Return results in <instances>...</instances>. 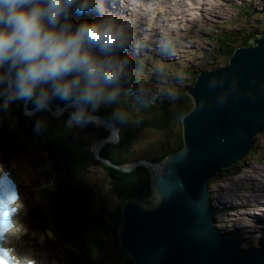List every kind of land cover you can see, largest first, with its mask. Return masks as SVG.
I'll list each match as a JSON object with an SVG mask.
<instances>
[{
    "label": "water",
    "instance_id": "95a60500",
    "mask_svg": "<svg viewBox=\"0 0 264 264\" xmlns=\"http://www.w3.org/2000/svg\"><path fill=\"white\" fill-rule=\"evenodd\" d=\"M213 78L218 86L209 88ZM186 94L192 108L181 120L183 147L160 163L115 166L99 153L118 142L113 125L97 114L81 122H99L110 132L93 148L97 160L121 172L141 166L152 173L156 203H121L119 244L134 264H264L261 249L244 248L243 240L216 227L209 191L210 181L246 158L264 134V33L236 48L225 66L201 71Z\"/></svg>",
    "mask_w": 264,
    "mask_h": 264
},
{
    "label": "rangeland",
    "instance_id": "374dc122",
    "mask_svg": "<svg viewBox=\"0 0 264 264\" xmlns=\"http://www.w3.org/2000/svg\"><path fill=\"white\" fill-rule=\"evenodd\" d=\"M158 1L162 6L161 12L152 17V14H148V12L153 5L156 4L158 7L157 0H147L146 2L138 0L142 11L136 7L138 4H133L136 0H122V4L134 10L131 12L133 18L126 19L131 38L127 47L123 49V57L137 59L139 61L138 78L149 82L158 93L164 94L162 96L171 95L178 86H183V88L188 86L190 81L188 71L192 69L202 71L226 65V62L218 56L217 59L214 57L217 50L215 37L220 33L239 37L254 31H257L258 34L264 33V0H202L204 4L196 10L195 14L187 11L180 12V8L187 10L185 4H189L190 0ZM97 2L102 4L104 14H112L115 17V14L107 7L106 1L97 0ZM200 10L202 13L198 12ZM88 11L98 20L103 18L96 7H91ZM188 13L190 15L186 16L185 14ZM163 19L164 21L161 22ZM170 30H174V32L170 33ZM159 32L163 34V38ZM166 33L173 36L167 39L165 38ZM138 92L146 93L150 92V89L140 83ZM107 105L101 104L100 106ZM67 108L65 107L61 111L60 117L57 119L71 113L73 108ZM67 124L76 130L78 136L86 144L91 145L90 150L93 151V146L97 141L93 135L84 133V125L73 122L70 118ZM95 126L99 127L96 124ZM140 133L139 138L132 143V148L136 150V156L141 159L158 156L157 144L165 139V133L149 129L141 130ZM10 150L0 147V168L9 166L16 161L19 164L27 165L31 174L36 173L35 177L38 180L37 185L33 184L20 189L22 197L26 196L24 206L28 213L25 215V221L27 220L35 227L32 234L37 235L38 238L35 235L33 237L42 241V246L47 248V251L52 255L51 258L57 264H76L67 251L68 229L63 222H58L57 208L49 200L50 195L57 192L60 177L49 170L47 156L36 150L35 147L31 146L28 149L20 147L17 151L12 152ZM12 153L15 156H12ZM245 177L260 180V183L255 182V188L252 187L253 183H249L250 178H248V182L242 180L244 187L251 186L252 190H255L254 192L251 190H246L247 193L244 192L243 186L239 184L238 181ZM17 180L19 182V178ZM79 180L91 187L94 193L92 210L104 208L105 211L110 212L118 207V201L111 192L110 179L103 170L88 166L87 170L80 174ZM259 184L264 185V134L255 138L253 149L246 158L226 172L218 174L209 183L216 227L224 233L243 240L244 248L261 249L264 247V225H262V222L264 224V207L263 205H260L261 208L249 207L256 204V200L264 202V199L254 197ZM249 195L253 196L255 201L251 198L248 202L246 197ZM262 197L264 198V193H262ZM155 203L156 198L153 197L150 207ZM241 203L249 205L247 208L246 206L244 208L235 207ZM64 211H66L65 208L62 213L66 215ZM67 214L70 216L72 212L67 210ZM238 214L243 215L241 217ZM82 215V211H78L76 214L78 219ZM50 222L56 226L57 230L53 229L52 232L49 229L48 231L43 230L42 226L46 225L48 228ZM251 232L253 233L251 234ZM261 250L263 251V249ZM90 260L89 264H108L99 257L90 258Z\"/></svg>",
    "mask_w": 264,
    "mask_h": 264
},
{
    "label": "trees",
    "instance_id": "16d2710c",
    "mask_svg": "<svg viewBox=\"0 0 264 264\" xmlns=\"http://www.w3.org/2000/svg\"><path fill=\"white\" fill-rule=\"evenodd\" d=\"M70 20L75 26L83 21L97 20L88 11L78 13L73 8ZM257 31L246 33L241 37L220 33L215 37V59L217 56L228 62L234 50L240 46H249L252 39L257 36ZM99 55V53H96ZM120 58L122 51L115 53ZM127 69L130 78L121 80L123 92L114 103L99 106L91 115L98 114L105 118L117 129L118 142L105 144L100 149V156L115 166L129 165L137 161L136 150L132 148L141 134V130L149 129L165 133V139L157 144L159 155L148 158L153 163L163 161L167 156L179 152L182 147L181 120L192 108V103L186 91L193 85L201 70L188 71L190 81L188 86H178L171 95L160 94L147 81L138 78L139 61L128 57ZM4 70L0 68V73ZM144 84L150 92L143 93L147 104H141L138 92L139 84ZM4 86H0V91ZM5 96L0 95V147L17 151L20 147L28 149L31 146L43 152L49 161V170L57 174L60 179L54 194L50 195V202L56 207L58 222L68 229L66 238L70 258L76 264H89L90 258L99 257L108 264H134L132 259L121 248L118 240L119 226L121 223L120 205L127 200H134L144 207H150L153 202L151 189V171L138 166L131 172H121L97 160L91 145L78 136L76 130L68 126L67 121L73 113L57 119L50 111H56L70 101L52 98L48 106L50 110L37 111L32 101H28L26 109L33 112L27 116L24 113L25 100H13L7 108L3 107ZM36 110V111H35ZM127 114V120L121 121L115 117L117 111ZM40 121L41 127L37 131L36 125ZM97 123V122H95ZM84 133L93 135L95 141L111 137L110 133L101 127L88 123L83 129ZM255 143V139H254ZM156 144V143H155ZM17 148V149H16ZM12 156H15L12 153ZM91 166L103 170L110 179L111 192L118 201L114 211L107 212L104 208L92 210L94 193L88 185L79 180L80 174ZM224 170L222 172H226ZM64 207L66 215L62 213ZM67 210L72 214L68 216ZM78 211L83 215L80 219L76 216ZM56 218V217H55ZM76 219V222H74ZM70 222V223H69ZM43 230L53 231L56 226L50 222L49 226H42ZM45 228V229H44ZM264 252V247L261 248ZM100 260V259H98Z\"/></svg>",
    "mask_w": 264,
    "mask_h": 264
},
{
    "label": "clouds",
    "instance_id": "9594fccd",
    "mask_svg": "<svg viewBox=\"0 0 264 264\" xmlns=\"http://www.w3.org/2000/svg\"><path fill=\"white\" fill-rule=\"evenodd\" d=\"M91 7L103 18L83 21L73 30V8L82 13ZM128 29L112 14H104L97 0H0V68L7 66L0 73L3 107L25 100L40 111L58 97L75 108L73 122L90 121L89 108L95 111L116 102L123 92L121 80L130 78L128 58L115 55L127 47ZM217 86L215 78L208 82L209 88ZM139 98L141 104L148 103L142 92ZM218 102L224 103V97ZM114 115L127 120L121 110Z\"/></svg>",
    "mask_w": 264,
    "mask_h": 264
},
{
    "label": "bare ground",
    "instance_id": "6f19581e",
    "mask_svg": "<svg viewBox=\"0 0 264 264\" xmlns=\"http://www.w3.org/2000/svg\"><path fill=\"white\" fill-rule=\"evenodd\" d=\"M201 0H190V2H189V8L187 9V12H190V13H196V10H198L199 8H200V2ZM133 4H138V0H136V2L135 3H133ZM139 5V4H138ZM157 5H158V8H155L156 7V4L155 5H153L152 6V8L149 10V12H148V14H152V17L154 16V15H156V14H158V13H160L161 12V9H162V6H161V3L157 0ZM142 11V10H141ZM190 13H188V14H185L186 16L187 15H190ZM146 16H148V15H146ZM183 17H184V15H183ZM130 42V41H129ZM70 108H72V107H70L69 105H68V108L67 109H70ZM99 122H97V123H95L96 125H98V126H100V124H98ZM97 147V144H95L94 146H93V148L95 149ZM162 162V161H161ZM160 163V162H159ZM27 165H25V164H19V162L17 163L16 161H14V162H12V164H10L9 166H6V167H4V168H6V170H4V171H8V172H10V174H11V176H12V178L14 179V181L16 182V184H17V186H18V190H19V196H20V198H21V200L19 201V204H21L22 205V211L24 212V214L26 215L27 213H28V210H26V208H25V206H24V204L26 203V201L24 200V198L26 197V196H23L22 197V195L20 194V189H22V188H26V187H28V186H30V185H33V184H36L37 185V183H38V180H37V177H35V174L36 173H33V174H31L30 173V171L27 169ZM9 169V170H8ZM17 178H19V182H18V180H17ZM246 178V179H245ZM244 179H241V180H239L238 182H239V184L240 185H242L243 186V189H244V192H246L247 193V191L246 190H251V191H255V190H252V187L253 188H255L256 186V184H255V182H258V183H260V180H257V179H251L250 177H245ZM248 178H250L249 179V183L251 182V184H252V187L250 186L249 188L248 187H244V184L242 183V180L244 181V182H248L247 180H248ZM257 194L254 196V197H260L261 199H264L263 197H262V193H264V185H262V184H259V185H257ZM22 193V192H21ZM251 195H252V192H251ZM251 195H249V196H247L246 198H247V201L249 202L250 201V199L252 198L253 200H254V198H253V196H251ZM243 197V196H242ZM238 198V197H237ZM245 199V198H244ZM255 201V200H254ZM247 202V203H248ZM255 203L256 204H254V205H251V206H249V207H251V208H259L260 207V205H263V207H264V202H258L257 200L255 201ZM252 204V203H251ZM249 204H247V205H244L243 203H241V205H239V206H235V207H239V208H244V206H246V208H247V206H248ZM261 208V207H260ZM263 209V208H262ZM239 215V214H238ZM242 215L243 214H241V215H239V216H241L242 217ZM246 216V215H245ZM259 217V216H258ZM243 219V218H242ZM18 221L20 222L19 223V225H18V228H17V231H18V229H19V231L21 232V234L22 235H26L27 234V230L25 229V224L27 225V227H28V221L26 220V222L23 220V217L22 216H19L18 217ZM262 225H264L263 224V222H262ZM237 232H239V229H237ZM253 232H251V234H252ZM9 239L11 240V241H13L14 239H15V237H14V234L13 235H11L10 237H9ZM37 246H38V249L42 252V246H41V243H40V241L39 242H37ZM45 261V260H44ZM46 262V261H45Z\"/></svg>",
    "mask_w": 264,
    "mask_h": 264
},
{
    "label": "snow or ice",
    "instance_id": "6c2138e0",
    "mask_svg": "<svg viewBox=\"0 0 264 264\" xmlns=\"http://www.w3.org/2000/svg\"><path fill=\"white\" fill-rule=\"evenodd\" d=\"M9 203H14V199L10 200ZM8 218H9V212L4 211L2 214V223H3L5 232L9 230ZM0 264H13L7 252H4L3 259L0 260Z\"/></svg>",
    "mask_w": 264,
    "mask_h": 264
}]
</instances>
